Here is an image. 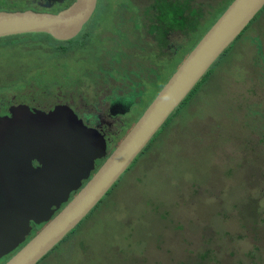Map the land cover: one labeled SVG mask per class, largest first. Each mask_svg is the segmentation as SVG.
Returning <instances> with one entry per match:
<instances>
[{
	"label": "rangeland",
	"instance_id": "1",
	"mask_svg": "<svg viewBox=\"0 0 264 264\" xmlns=\"http://www.w3.org/2000/svg\"><path fill=\"white\" fill-rule=\"evenodd\" d=\"M132 1L100 0L91 20L95 30L84 27L77 50L75 39L58 41L46 33L1 37L0 83L7 88L0 89V111L7 112L13 96L31 107L61 99L77 108L100 88L131 94L123 95L127 101L119 115L112 117L103 96L94 103L97 109L81 107L78 113L87 126L108 125L100 131L115 146L233 0H190L203 7L206 20L192 36L172 29L171 40L182 46L154 62V49L146 43L138 50L119 41L122 29L107 33L113 7ZM251 23L214 65L201 92L173 114L101 203L37 264H193L190 259L206 249L217 256L209 264H264V172L257 163L241 164L254 160L241 150L244 139L264 160V10ZM155 34L148 36L156 41ZM245 121L251 131L242 129Z\"/></svg>",
	"mask_w": 264,
	"mask_h": 264
},
{
	"label": "water",
	"instance_id": "2",
	"mask_svg": "<svg viewBox=\"0 0 264 264\" xmlns=\"http://www.w3.org/2000/svg\"><path fill=\"white\" fill-rule=\"evenodd\" d=\"M97 4L98 0H74L58 12L0 10V38L46 33L58 40L72 39L92 18ZM263 7L264 0H233L110 152L105 134L87 126L68 105L49 112L21 105L0 115V259L26 239L32 222L45 223L3 264H37L61 242Z\"/></svg>",
	"mask_w": 264,
	"mask_h": 264
},
{
	"label": "flooded vegetation",
	"instance_id": "3",
	"mask_svg": "<svg viewBox=\"0 0 264 264\" xmlns=\"http://www.w3.org/2000/svg\"><path fill=\"white\" fill-rule=\"evenodd\" d=\"M73 1L74 0H0V10H24V9H33V10H40V11H45L46 10V11L58 12L61 9H63L65 7H67L68 5H70ZM99 1L100 0H98V4H97V7H96V11H95V13L97 15H98ZM125 4H127V5L126 6H123ZM147 5H140L139 3H136L135 0H133L131 3L130 2H123V3H121L119 9L118 8L116 9L115 7H113L112 14L110 13V15L108 16L109 19L112 20L113 25L111 26V29H108V32L107 33L112 32L111 35L113 36V33H114V30L115 29H122V31H120L122 33V36H121V40L118 38L119 41L125 42V43L128 42L133 47H136L137 46L138 50L140 49V47L144 43H146L149 47H152L154 49L155 59L154 60H151L150 62H154L156 60H160L161 61V58H164V60L166 58L169 59V58L172 57V53L177 52L178 49H179L178 47H181L182 46L181 43L179 45H176V42H177L176 39L174 38V40H171V38L169 36V33L171 32V30L172 29H175L174 26L171 25L168 28H165V29H168L166 31L167 34H166V44L165 45L161 41V38H159L157 36V34L160 33V30L159 29L156 30L155 36L157 37V40L155 41L150 36L149 37H145V34H146L145 31H142V33H144V35H143V34H141L140 32H138L134 28V22L137 23V14L139 13L142 16H144V12H145V9H146V6ZM127 6H130V10H128L126 8ZM134 7H137L138 8L137 10H139L137 12V14L134 12V10H135ZM115 16H119L120 17L119 18L120 20L119 21H116V17ZM128 16L129 17L131 16V18L129 20H128ZM92 18H93V16H92ZM92 18L83 26V29H84V27H86V29L88 31L89 30V26L91 25L90 26L92 28L91 31L94 32L95 25L96 24H95V21L94 20L91 22ZM118 23L120 25H118ZM83 29L80 31V33L83 31ZM120 32H119V34H120ZM97 33H99V32H97ZM107 33L105 32V34H107ZM99 34H102V33H99ZM78 35H76L75 37L72 38V39H75V48L74 49H76V50H77V48L80 45H82L84 43L83 41H80V40L76 39ZM52 38H54V37H52ZM140 38H141V41L139 40V43H138L137 41ZM56 40H58V39H56ZM68 40H71V39H68ZM68 40H58V41H68ZM108 45H109V43H107L106 45H100L97 48L102 47V46H108ZM149 47H147V51H149ZM56 51L59 52V50H56ZM109 55L111 57V54L110 53H109ZM125 82H126V80L122 81L121 83H125ZM4 88H7V84H4ZM125 94L126 93H124V92H122L120 94H118V93H110V94H108V93L105 92L104 88H100L99 91H98V93L95 95L96 97L88 100V102L86 104H84L83 101L79 100V103H77V108H75V107L73 108L71 105H70V107L74 111V113L78 116L79 115L78 113H79V110H80L81 107L85 108L86 110H88V109H90L92 107L94 109H97L98 107L94 103H96L98 97L103 96V99H106L107 101H109L108 102L109 113L111 114L113 112L114 113V116H116V115H119V113H117V112H119V111L122 110V108H120V107L122 106L123 100L127 101L125 99V97L123 96ZM126 95L129 97V95H131V94H126ZM13 98H14V96L11 99L8 100V105H7V106H9L7 108L8 110H7V112H5L2 115H9L10 114L9 111H10L11 107H18V106H21V105H27V107H30V109H40V110H43L45 112H49L51 109H54L56 106H58V105L60 106L63 103H65V101L67 102L66 104L70 103L69 100H61V99H58V101L54 105L46 106V105H42L40 102H38V104L35 107L32 105V103H30L33 106V107H31L28 104H26L27 103L26 101L19 102V101L13 100ZM3 100H6V98L3 99ZM96 111H102V110H96ZM19 115H22V114H19ZM111 115L113 117V114H111ZM92 126L97 127L98 125L94 124ZM99 126H100V130H102V132L105 133V131H104L105 130V126H106V128H108V125L102 124V125H99ZM107 144H108V150H107V152H110V150H112L117 145V144H115V146H112L111 147L110 146L111 145V140L109 138L107 140ZM100 162H101V160H98L97 161V163H100ZM44 224L45 223L38 224V225H41V228H42L44 226ZM32 225L34 227H32V230L26 236V239L23 242H21L14 250H12L9 253H7L6 255L2 256L1 259H0V264H3L7 260H9L11 258V256L13 254H15V252H17L18 249L21 246H23L38 230L41 229V228L38 229L34 233L33 231L36 229V224H34L32 222Z\"/></svg>",
	"mask_w": 264,
	"mask_h": 264
},
{
	"label": "trees",
	"instance_id": "4",
	"mask_svg": "<svg viewBox=\"0 0 264 264\" xmlns=\"http://www.w3.org/2000/svg\"><path fill=\"white\" fill-rule=\"evenodd\" d=\"M210 6L213 7L214 5L210 4ZM134 8H135L134 12L137 14V12L139 11V10H137L138 8L137 7H134ZM263 10H264V7H263V9L260 10V12L257 13V15L253 18V20ZM207 15H206V13H204L202 6L195 7L190 3V0H150V3L146 6L144 16H142L139 13L137 14V23L134 22V28L143 35H144V33H142V31H145L146 32L145 37H149L148 34H151L154 32L156 33V30L159 29L160 33H158L157 36L159 38H161V41L165 45L166 44V34H167L166 31L168 30L165 28H168L169 26L172 25V26L178 28V30L187 31V32L190 31V35L192 36L197 31L198 27L200 25H202L203 21L206 20ZM251 22L242 31V33L235 39V41L226 49V51H229L233 47V45H235L237 40L244 34V32L252 24ZM180 43L181 42H179V43L176 42V45H179ZM224 54L225 53H223V55ZM221 57L216 61V63L214 65H216L221 60ZM214 65L208 70V72L205 74V76L199 81V83L191 91V93L185 98V100L181 103V105L174 111V113H173L174 115L179 113V111L182 109V107L189 101V98H191L192 96L197 95L201 92V88L204 86L205 83H207L209 81L208 79L211 76L212 71L216 67ZM1 88H4L3 83H0V89ZM6 107H8V106H6ZM4 113H5V111H0V115H2ZM173 114L168 118V120L165 122V124L163 126H165L169 123L171 117H173ZM241 126H242L243 130H246V128L249 126V123L247 121H245L244 123L242 122ZM247 129L250 130L249 128H247ZM247 137H248V135L246 136V138ZM153 139H154V137H153ZM153 139L148 143V145L143 149V151L149 147V145L152 143ZM243 139H244V137H243ZM245 141L246 140L244 139V141L241 145V150L247 149L251 154H253L251 157H254V160L250 161V160H247L248 158L244 159V162L243 163L241 162L242 167H248L249 165L251 167H253L254 164L252 165V163H257L258 168L263 170V172H264V169L261 168L262 165H264V160H262V162H261L257 156V153L252 152V150H250V148L248 147V145L246 144ZM251 200H253L254 203L256 204V205L253 204L255 206V208L262 209V207L258 206L257 199H251ZM101 201H100V203H101ZM251 208L254 209V207H251ZM259 219L263 220V218H259ZM259 219H256V221H258ZM257 223H259V221ZM40 228H41V225L36 224V229L33 232L35 233ZM207 251H209V249L201 251L200 255H196V257L195 256L193 258L190 257L191 262L193 264H209L211 259L217 258V256L214 255L213 250L211 253H207ZM204 252H206V253H204ZM221 261H222V259H221ZM182 264H188V263L184 262ZM220 264H227V263L222 262Z\"/></svg>",
	"mask_w": 264,
	"mask_h": 264
},
{
	"label": "bare ground",
	"instance_id": "5",
	"mask_svg": "<svg viewBox=\"0 0 264 264\" xmlns=\"http://www.w3.org/2000/svg\"><path fill=\"white\" fill-rule=\"evenodd\" d=\"M263 9V8H262ZM260 12V11H259ZM216 21V20H215Z\"/></svg>",
	"mask_w": 264,
	"mask_h": 264
}]
</instances>
